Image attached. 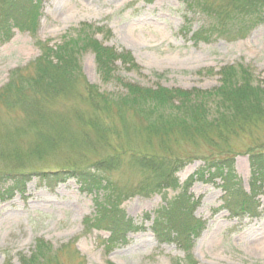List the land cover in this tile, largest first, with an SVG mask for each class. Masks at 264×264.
<instances>
[{
	"label": "rangeland",
	"instance_id": "rangeland-1",
	"mask_svg": "<svg viewBox=\"0 0 264 264\" xmlns=\"http://www.w3.org/2000/svg\"><path fill=\"white\" fill-rule=\"evenodd\" d=\"M27 4L30 8L38 6L34 35L27 28L12 25L10 35L0 43V89L14 69L26 66L40 54L37 40L55 45L65 36L75 37L82 24L91 25L94 31L91 34L105 45L131 52L137 65L135 69H126L117 63L118 70L105 81L97 71L92 51H82L79 55L82 75L99 92H122L128 83L181 91L211 90L220 84V69L237 63L250 67L258 79L264 78V22L243 38L211 35L208 40L195 42L191 36L204 26L207 18L195 10L189 11L180 0H39L38 3L27 0ZM14 101H8L12 107L5 103L0 107V165H4L2 152L18 150L9 140L4 141L5 132H9L10 137L13 135L12 140L17 142L27 135L20 141L21 146L33 134L34 128L27 129V124L20 126L25 123L26 115ZM60 101L61 98H57L47 105L48 115L53 119L48 123L57 122L51 116L54 110L69 111L71 115L66 117L71 121L69 129H57L62 131L63 138L68 134L70 139H75L71 143L82 141L81 124L73 117L74 109L64 107ZM69 105L87 109L81 101H72ZM34 122L29 120L28 126L33 127ZM119 128L121 139L114 135L110 144L125 143L128 147L122 152V165L109 172L100 169L104 163L98 164L99 169L87 168L103 177L102 184L107 181L100 188L86 186V181L79 180L74 173L63 174L68 178L61 176L62 181L52 188L40 184L36 175L39 171H60L70 167L69 161L77 159L68 152L79 147L67 152L70 149L67 148L72 147L67 142L56 144L53 153L44 151L47 155L44 161L37 157L23 158L25 169L35 171L25 180L23 193L16 191L12 197L0 199V264H29L28 261L44 264L40 259L29 258L35 253H53L62 246L64 250L58 254V261L47 264H183L185 250L171 240L158 241L151 229L158 209L178 195L187 178L205 163L193 151L206 150L207 146L195 148L184 141L171 142L177 154L192 155L173 175L178 187L137 191L142 173L129 167L127 162L124 166V156L132 153L130 148L137 152L150 148L145 145L144 134L138 130L131 128L126 132ZM254 131L264 141V123H259ZM248 135L239 134L232 139L233 148L238 152L234 157L233 181L248 193L254 181L260 184L253 204L256 216L250 211L234 214L226 209L219 177L208 182L195 180L186 188L193 215L202 222L198 235L190 237L191 260L197 264H264V173L255 174L258 179L254 180L249 152H246L253 137ZM84 149H87L86 160L79 161L82 167L91 166L101 155L111 152L109 148L99 155L87 147ZM150 151L160 149L153 145ZM208 178L205 173L204 179ZM7 185L0 182L1 188ZM83 186L86 189L83 190ZM96 202L107 206L115 203L131 220L132 227L121 243H110V232L92 224L99 214ZM74 250L83 263L71 256Z\"/></svg>",
	"mask_w": 264,
	"mask_h": 264
},
{
	"label": "trees",
	"instance_id": "trees-1",
	"mask_svg": "<svg viewBox=\"0 0 264 264\" xmlns=\"http://www.w3.org/2000/svg\"><path fill=\"white\" fill-rule=\"evenodd\" d=\"M180 1L189 11L195 10L207 18L204 26L192 34L191 39L195 42L201 39L208 40L211 35L230 36L232 39L243 38L264 22V0ZM37 11L38 6L28 7L27 0H0V43L8 38L12 25L27 28L34 35L38 21ZM90 26L82 24V29H78L75 37L65 36L61 42L52 46L48 42L37 40L36 45L40 48V54L26 66L14 69L8 82L0 89V107L3 103L12 107L8 101L14 99L26 115L25 123L20 126L27 124V129L34 128L28 141L30 145H27V142L21 146L20 141L27 135H19L21 139L18 142L12 140L13 135L10 137L9 132L2 136L4 141L9 140V144H15L18 150L2 152L4 160L1 161L4 165H0V182L8 185L5 188L0 187V199L10 198L16 191L24 192L25 180L35 171L25 169L24 157H37L44 161L47 157L44 151L53 153L57 148L54 147L56 144L66 142L72 146L67 148H70L67 152L75 149L73 147H79L76 148L78 150L68 152L77 159L69 161L70 167L62 168L60 171H39L36 175L40 184L52 188L62 181L61 176H65L63 174L72 173L76 174L79 180H85L86 182H83L86 186L89 184L100 188L107 184V181L102 184L103 177L99 173L87 168L99 169L98 164L104 163L100 169L109 172L122 165L120 158L128 147L125 143L116 144L117 146L112 145V142L110 144V138L114 135L121 139L119 127L126 132L131 128L138 130L144 134L145 140L147 139L145 145L148 148L156 145L160 149L158 152L150 149L137 152L130 148L129 151L132 153L124 156V166L127 162L129 167L142 173L143 179L136 188L137 191H160L167 187H178V180L173 175L183 165L184 160L192 155L177 154L173 151L171 142L177 144L184 141L195 148L206 145V150L193 151L205 163L187 178L186 185L183 183V190L181 189L178 195L158 209L151 229L158 241L171 240L185 250L183 264H197L191 260L190 237L198 235L202 222L194 217L192 205H189L190 196L185 193L187 186L193 181L208 182L219 177L222 181L220 187L224 192L223 201L226 209L234 214L250 211L252 215H257L253 204L260 184L254 181L248 193L233 181L234 157L238 152L233 148L232 139L244 133H249L248 136L253 137V142L246 152H249L253 177L260 172L262 175L264 141H261L254 129L259 123H264V78L258 79L250 67L237 63L220 69V84L211 90L181 91L162 86L151 88L128 83L122 92H99L98 88L87 83L85 76L82 75L79 66V55L82 51L87 49L92 51L97 71L102 74L105 81L114 76L112 73L118 70L117 63L126 69H135L137 65L131 52L105 45L94 37L95 34H91L94 31ZM4 96L6 100H3ZM57 98H61L60 103L64 107L74 109L72 114L77 120L75 122L81 124L79 134L82 141L71 143V140L75 139H70L68 134H64L63 138L60 134L62 131L57 129L61 127L69 129L71 121L66 119L69 111L62 113L54 110L51 116L57 122L54 125L48 123L49 119L50 121L53 119L48 115L50 108L47 105ZM72 101L83 102L87 109L82 110L76 105L70 106ZM29 120L36 122L33 127L28 126ZM85 147L99 155L109 148L111 152L101 155L100 162L96 161L91 166L82 167L79 161L86 160ZM99 147L101 149H98ZM24 151L26 152L21 154ZM37 152L40 153L32 154ZM205 173H208V179H204ZM67 178L66 175L64 179ZM257 179L258 177H254V180ZM108 183L111 184V181L108 180ZM82 189L86 188L83 186ZM96 204L99 214L97 213L92 220V224L110 232V243H121V239L124 240L132 227L131 220L123 215L115 203H107L109 206L98 202ZM63 250L64 246L50 254L35 253L29 259H40L44 264L57 262L58 254ZM71 256H75L83 263L76 250ZM27 263L31 264L30 261Z\"/></svg>",
	"mask_w": 264,
	"mask_h": 264
}]
</instances>
